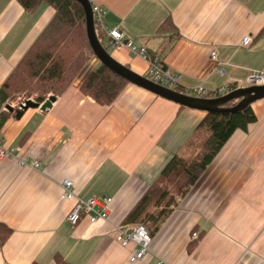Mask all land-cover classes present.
I'll use <instances>...</instances> for the list:
<instances>
[{
    "label": "crops",
    "instance_id": "0c3cea01",
    "mask_svg": "<svg viewBox=\"0 0 264 264\" xmlns=\"http://www.w3.org/2000/svg\"><path fill=\"white\" fill-rule=\"evenodd\" d=\"M92 1L105 12L104 46L139 74L148 60L112 46L106 30L119 25L149 60L179 74L183 90L244 87L251 69L264 68V0ZM53 14L45 3L28 12L18 0H0V88ZM167 18L174 28L160 33ZM100 63L92 54L52 107L12 112L0 127L12 152L0 157V222L12 229L0 264H264V98L252 104L257 121L230 137L152 234L145 257L132 262L139 245L123 246L116 228L207 112L130 82L111 104L99 103L81 85ZM65 179L76 197H61ZM92 196L112 199L109 218L72 227L66 216L76 199Z\"/></svg>",
    "mask_w": 264,
    "mask_h": 264
},
{
    "label": "trees",
    "instance_id": "16d2710c",
    "mask_svg": "<svg viewBox=\"0 0 264 264\" xmlns=\"http://www.w3.org/2000/svg\"><path fill=\"white\" fill-rule=\"evenodd\" d=\"M18 1L28 12H34L45 3L54 9V14L0 88V127L15 112L2 110L11 98L24 94L42 103L51 93L61 95L93 54L86 31L85 12L78 1ZM95 25L101 41L105 33L97 21ZM168 26H173L171 18H167L158 31L163 33ZM127 83L100 63L85 78L81 89L99 103L111 104ZM178 90L183 91L181 88ZM209 95L213 96V93ZM237 102L233 100L227 106ZM256 121L252 105L233 113L207 112L186 147L168 161L156 181L126 215L123 224H143L151 235L156 232L230 137L237 130L247 131ZM11 233L12 229L0 222V250Z\"/></svg>",
    "mask_w": 264,
    "mask_h": 264
},
{
    "label": "built area",
    "instance_id": "2783aa9c",
    "mask_svg": "<svg viewBox=\"0 0 264 264\" xmlns=\"http://www.w3.org/2000/svg\"><path fill=\"white\" fill-rule=\"evenodd\" d=\"M92 9L94 12V19L99 24L102 21L104 15V9L98 4L93 3ZM106 34L110 38V44L112 46H125L128 48L129 52L135 56L148 60V67L144 76L150 80L159 83L161 85L167 86L169 88L178 90L180 88L179 74L175 71L170 70L166 67L164 62L159 57L148 59L147 50L145 47H138L129 39L126 38L125 32L119 25H116L108 30ZM251 43V37L246 36L242 40L243 45H249ZM211 58L218 61L217 52L213 50L211 52ZM220 74L224 73L222 67L218 66ZM246 86L251 85H264V68L262 69H251L245 79ZM233 89L229 86L219 87L215 91H210L203 85H197L183 90L184 93L191 94L198 97H211L209 95L211 92L213 96H221ZM180 91V90H179ZM22 102L21 104H24ZM21 104L18 108H21ZM12 154L11 151L7 150L3 144L2 137L0 136V157H6ZM28 164L31 166H39L38 161L29 160ZM74 192V182L70 179H65L62 182V198H73L76 197ZM112 199L108 197L92 196L87 199L77 198L75 204L70 209L66 216V221L72 226H77L80 221L87 217L90 222L95 223L98 220H107L110 215V205ZM194 238H197V233L193 234ZM116 240L123 246L128 245L131 242L139 245V248L135 249L130 260L132 262L141 260L147 254L149 246L152 241V235L149 230L143 224H137L134 226H120L116 228ZM158 264H164V261H160Z\"/></svg>",
    "mask_w": 264,
    "mask_h": 264
},
{
    "label": "water",
    "instance_id": "95a60500",
    "mask_svg": "<svg viewBox=\"0 0 264 264\" xmlns=\"http://www.w3.org/2000/svg\"><path fill=\"white\" fill-rule=\"evenodd\" d=\"M76 1L83 6L85 12L86 31L93 54L104 66L128 82L149 90L158 96L174 101L182 106L214 113L238 112L264 98V85H251L235 88L221 96L198 97L150 80L146 76L139 74L128 66L122 64L110 54V51L104 46L97 35L92 2L90 0ZM56 98V95L51 94L42 103L36 102L33 99H26L25 103L21 104V108L14 109L13 106L7 104L6 109L15 111L16 117L20 118L23 112L31 107H39L41 110H47L52 107ZM233 100H238V102L227 106V104Z\"/></svg>",
    "mask_w": 264,
    "mask_h": 264
},
{
    "label": "rangeland",
    "instance_id": "374dc122",
    "mask_svg": "<svg viewBox=\"0 0 264 264\" xmlns=\"http://www.w3.org/2000/svg\"><path fill=\"white\" fill-rule=\"evenodd\" d=\"M101 41H102V43H103L104 45L107 44V42H106L107 40H106L105 38H102ZM199 85H201V84H199ZM196 86H197V85H196ZM51 94H53V93H51ZM54 95H55V94H54ZM26 99H34V98H33V97L27 98L26 95L22 94V95H17V96H15V97L11 98V99L8 101V103H9L11 106H13L14 109H18L19 105H20L22 102H24ZM34 100H35V99H34Z\"/></svg>",
    "mask_w": 264,
    "mask_h": 264
}]
</instances>
